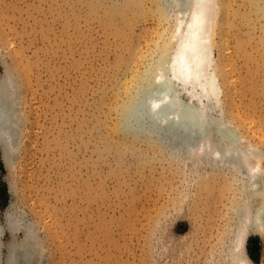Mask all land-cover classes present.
<instances>
[{"label":"rangeland","instance_id":"374dc122","mask_svg":"<svg viewBox=\"0 0 264 264\" xmlns=\"http://www.w3.org/2000/svg\"><path fill=\"white\" fill-rule=\"evenodd\" d=\"M230 2L243 11L244 1ZM89 3L0 0V77L4 66L15 78L18 116L9 162L0 147L1 255L27 233L21 226L8 230L10 209L32 225L36 264H234L229 248L234 205L244 196L242 172L216 171L206 159L174 160L144 142L118 157L123 139L113 131V121L119 120L118 105L126 92L119 89L115 95V83L133 69L142 72L156 57V43L162 41L157 30L169 33L177 11L170 20L130 13L132 26L123 36L90 14ZM239 16H228L235 25L226 38L215 35L221 106L245 137L243 143L259 150L257 170L264 190V58L255 44V61L237 48L236 40L248 30ZM253 24L257 37L262 22ZM261 200L264 194L253 199ZM245 249L251 262L264 264V229L246 234Z\"/></svg>","mask_w":264,"mask_h":264},{"label":"bare ground","instance_id":"6f19581e","mask_svg":"<svg viewBox=\"0 0 264 264\" xmlns=\"http://www.w3.org/2000/svg\"><path fill=\"white\" fill-rule=\"evenodd\" d=\"M242 1H244L243 11L233 9L235 5L232 7L233 3L231 4L230 0H121L120 4L107 0H90L89 11L92 15L102 17L104 23L112 27L116 34L123 36L131 25V21L128 19L130 13L135 18L154 14L157 18L166 20L170 13H173L174 10L177 11L174 12L176 13L174 17H170H173V26L169 33H160L157 30V33L161 35L156 37L159 40L161 38L162 41L158 44L156 43L158 40L155 41L157 45H155L156 57L145 66L142 72L139 73L140 70L133 69L127 79L117 80L115 83L118 87L115 95L119 89L126 92V98L121 103L117 102L119 103V118L117 117L119 120L113 121L114 126L109 123L113 126V131L119 135L122 134L123 144L121 147L123 149L118 150V157L124 155L125 151L134 147L133 145L136 143L144 142V144H152L161 151L167 152L169 157L174 160L191 157L193 163H196L201 159H206L216 171L226 167L238 173L242 172L245 179L242 180L240 189L244 196L239 205L233 204L236 209L235 232L231 239L229 259L234 264H254L247 254L245 242L246 234L249 231L261 232L264 229V203L262 200L258 203L253 201L254 198H260L264 194V190L259 184L261 171L257 170V167L260 166L258 159L260 153L256 149L257 147L251 146L252 144L245 145L243 143L242 137L244 136H241L237 126L234 125L235 123L233 124L223 114L221 106L223 88L214 55L215 35L218 33L222 38H226L235 25V22L231 21L228 16L238 14L241 21L247 25L248 30L244 38L236 40L237 48L241 49L249 60L254 57L251 46L255 44L260 47L259 56L264 58V0ZM256 19L261 20L262 30L260 33L257 32L259 34L256 33L257 37H254L252 25H254L253 20ZM140 56H143V53L139 54L137 58ZM255 59L252 60L255 61ZM120 62H122L121 59L117 60V63ZM2 67L0 77V147L3 159L9 162L13 155L12 145L15 140L13 138L17 133L18 126L15 105L17 103V85L14 82L15 78L8 75L10 74L8 73L9 69ZM255 72L257 71H251V75L253 76ZM134 81L137 84L132 88ZM253 87L251 83L249 88ZM261 88L264 90V79L261 82ZM84 145L82 146L84 147ZM101 155H99V159ZM83 162L87 161L83 160ZM92 163L94 162L92 161ZM93 165L95 166V164ZM215 174L218 176L220 173ZM215 174H212L211 177H214ZM222 178L220 179L222 180ZM214 179L216 180V178ZM220 183L225 184L223 181ZM25 217L20 212L7 210L5 218L8 230L21 226L20 229L24 227L27 233L20 242L9 244L4 256L0 253V264L35 263L33 261H35V255L37 256L36 240L30 233L32 225ZM225 230L227 229L225 228ZM2 233L3 227L0 224V235Z\"/></svg>","mask_w":264,"mask_h":264}]
</instances>
